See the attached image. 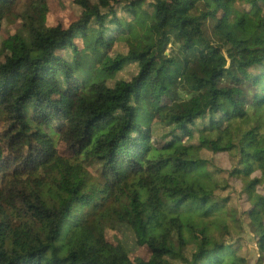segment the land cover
<instances>
[{"label": "trees", "instance_id": "obj_1", "mask_svg": "<svg viewBox=\"0 0 264 264\" xmlns=\"http://www.w3.org/2000/svg\"><path fill=\"white\" fill-rule=\"evenodd\" d=\"M61 1L0 0V264H250L243 224L264 264V0ZM138 14L151 41L109 60Z\"/></svg>", "mask_w": 264, "mask_h": 264}, {"label": "rangeland", "instance_id": "obj_2", "mask_svg": "<svg viewBox=\"0 0 264 264\" xmlns=\"http://www.w3.org/2000/svg\"><path fill=\"white\" fill-rule=\"evenodd\" d=\"M74 0H62L58 5L57 9L55 11V17L58 21H61L63 23H66L70 20H73L76 18L81 11V8L76 6L73 3ZM91 1H97V0H91ZM108 2H111V0H106ZM126 5V4H125ZM147 6L146 4L143 5V7ZM50 12V10H49ZM44 14V11L42 9L38 10V12L35 14V20H39ZM132 27L129 30V34L122 35L119 40L121 41V48L119 49H112L107 52L108 59L114 60L116 58V54L120 51L126 52L128 49H130L129 46L136 45L137 42L141 44H147L151 41V38L153 36L152 31V23L150 20L146 19L144 16L138 14L137 15V21L131 23ZM7 43H10L9 41ZM129 44V46H128ZM170 49V46L168 47ZM106 66H98L97 68H93L92 70H80L78 72V75L80 77H83L84 80L89 79L92 81L98 80L102 81L107 78V72H106ZM128 71L125 74H122L123 79L125 81H128L133 75L137 73V66L135 63H131L128 65ZM96 71V75H92V73ZM183 95V94H181ZM184 96V95H183ZM3 117L2 109L0 108V120ZM140 123L143 121V117L139 119ZM154 124H149L150 129H153ZM18 143H21V145H24V142L22 139H18ZM208 149L213 152L216 149V145L214 141H208L207 143ZM162 153L158 150L154 151L149 159H156L159 155ZM255 154L260 155L264 159V142L257 141L255 143ZM207 158L210 160L211 166L216 170H221L224 172H228L231 169V166L233 165L235 161V156L232 154V152H214V153H207ZM258 178L259 179V185L256 189L258 193L262 192V186L264 185V176H262L259 173H255L252 175L251 178ZM245 201V198H242L238 201L239 204H243ZM217 215H224L223 210L214 211L210 214V216H205L204 210H199L197 213L193 215V217L189 221V226L193 230H197L200 232L207 231L210 222L212 221L214 216ZM252 233L249 231L247 226L245 224L242 225V234L241 238L249 246V262L250 264H255L258 255H257V248L254 244V241L252 239ZM181 240L185 245H189L191 242V234L188 230H184L180 234ZM62 240L56 243V246H61Z\"/></svg>", "mask_w": 264, "mask_h": 264}]
</instances>
